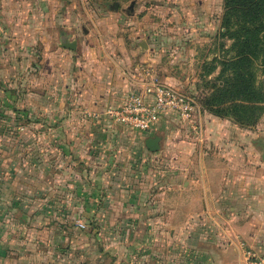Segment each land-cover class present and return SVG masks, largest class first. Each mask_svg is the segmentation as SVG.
<instances>
[{"label": "crops", "instance_id": "1", "mask_svg": "<svg viewBox=\"0 0 264 264\" xmlns=\"http://www.w3.org/2000/svg\"><path fill=\"white\" fill-rule=\"evenodd\" d=\"M153 1L135 20L144 38L121 44L119 53L113 36L99 40L82 28L70 1L0 0V264H247L248 252L264 257V114L242 127L198 108L200 140L186 128L181 135L169 111L148 134L108 114L146 72L180 90L178 78L158 74L155 59L138 47L157 33L146 30L150 16L159 18L149 9L170 21L195 19L198 31L216 29L200 34L205 43L220 30L222 0L184 3L181 14ZM119 12L113 3L96 24L113 35L134 16ZM194 37L189 44H199ZM72 41L73 50L63 47ZM219 72L206 77L213 83ZM153 136L160 138L156 152L145 147Z\"/></svg>", "mask_w": 264, "mask_h": 264}, {"label": "rangeland", "instance_id": "2", "mask_svg": "<svg viewBox=\"0 0 264 264\" xmlns=\"http://www.w3.org/2000/svg\"><path fill=\"white\" fill-rule=\"evenodd\" d=\"M172 1L173 3H171ZM172 1L165 0V3L173 4L172 6H178L180 14L184 3L187 4L192 2L193 5H195L197 4L196 2H199V0ZM70 2L73 3L72 9L74 8L76 10V13L78 14L77 19L82 28L88 31L91 30L94 36L99 40L102 36H113V48L118 50L119 53L121 44L125 43V45L129 46V43L134 44L131 41L133 38L136 41L144 38L142 35H138L139 26L135 20L138 18V14L142 15L145 12H140L141 5L143 6L144 3H148L149 0H70ZM131 2H134L133 12L127 10ZM113 3H118L120 16L124 19H127L128 15L131 13H134V16H132L130 25L124 26L118 24L113 30V35H109L106 26L97 25L96 22L110 14L111 9H113ZM149 10L158 15L159 18L153 21L155 17L150 16V20L146 22L148 26L146 30L155 31L156 29L158 35H155L157 34L155 32H151V34L149 33V36H146V41L143 40L142 42L147 44L148 49L143 53L149 52V58L153 60L155 59L153 65L156 68L155 70H158V74L164 75V77H166L165 75H173L177 77V81L180 83V90L192 95L195 99L197 109L199 108L202 112V100L210 93V87L213 85L211 80L206 77L209 74L208 71L211 68H220V64L224 60L233 56H224V52L222 51L226 47V50L229 49L232 42L229 40L218 39L216 37L214 40L211 39L205 43L203 42V39L199 37L202 36L200 34L203 33L211 36L216 29L211 30L206 26L207 29L205 27L198 31L195 19H191L189 23H182V21H178L175 17L174 20L170 21L165 18L162 19L163 15L157 14L154 11V8ZM213 14L214 10L206 13L207 18L209 20L211 19V22L208 23L209 25L214 24ZM90 21H93L95 25L92 26ZM192 27L197 31H191ZM191 34L196 36L194 37V40L199 44H189L190 41H188L187 38L191 36ZM175 37L178 38L179 41H177ZM258 81H262L260 76ZM180 130L183 131V134H181V131L180 134L185 136L187 131L183 127H180ZM260 151V149H253V154L255 153V155L258 156L260 155ZM165 161L168 162V159ZM167 171L168 169H165L166 175Z\"/></svg>", "mask_w": 264, "mask_h": 264}, {"label": "trees", "instance_id": "3", "mask_svg": "<svg viewBox=\"0 0 264 264\" xmlns=\"http://www.w3.org/2000/svg\"><path fill=\"white\" fill-rule=\"evenodd\" d=\"M222 8L216 37L232 42L223 54L233 56L220 64L202 107L249 127L264 112V0H222Z\"/></svg>", "mask_w": 264, "mask_h": 264}, {"label": "built area", "instance_id": "4", "mask_svg": "<svg viewBox=\"0 0 264 264\" xmlns=\"http://www.w3.org/2000/svg\"><path fill=\"white\" fill-rule=\"evenodd\" d=\"M119 109H108L114 124L141 134L150 133L160 114L172 112L180 125L197 139H201L199 110L192 95L162 84L158 77L146 72L138 80ZM247 264H264V257L252 252L246 254Z\"/></svg>", "mask_w": 264, "mask_h": 264}, {"label": "water", "instance_id": "5", "mask_svg": "<svg viewBox=\"0 0 264 264\" xmlns=\"http://www.w3.org/2000/svg\"><path fill=\"white\" fill-rule=\"evenodd\" d=\"M67 2H69L70 0H66ZM116 5V3H115ZM133 6V3L130 4V8ZM63 47L65 48H68V49H74L75 47V42H70V43H67V44H64ZM139 49L141 52H144L148 49V46L145 42H141L139 45H138ZM145 147L151 151V152H156L160 149V138L157 137V136H153V137H150V138H147L145 140ZM263 158H264V151H263Z\"/></svg>", "mask_w": 264, "mask_h": 264}, {"label": "flooded vegetation", "instance_id": "6", "mask_svg": "<svg viewBox=\"0 0 264 264\" xmlns=\"http://www.w3.org/2000/svg\"><path fill=\"white\" fill-rule=\"evenodd\" d=\"M129 8H130V6L128 7L127 10H129V11H133V9H134V5L131 7V9H129Z\"/></svg>", "mask_w": 264, "mask_h": 264}]
</instances>
